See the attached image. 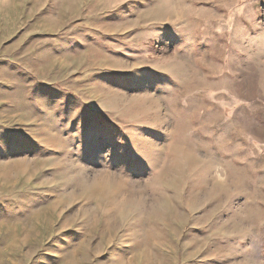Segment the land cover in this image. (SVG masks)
<instances>
[{
    "label": "rangeland",
    "instance_id": "rangeland-1",
    "mask_svg": "<svg viewBox=\"0 0 264 264\" xmlns=\"http://www.w3.org/2000/svg\"><path fill=\"white\" fill-rule=\"evenodd\" d=\"M0 264H264V0H0Z\"/></svg>",
    "mask_w": 264,
    "mask_h": 264
}]
</instances>
